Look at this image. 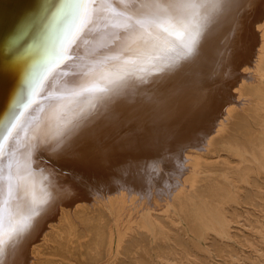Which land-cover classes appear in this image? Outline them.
<instances>
[{"label": "rangeland", "instance_id": "rangeland-1", "mask_svg": "<svg viewBox=\"0 0 264 264\" xmlns=\"http://www.w3.org/2000/svg\"><path fill=\"white\" fill-rule=\"evenodd\" d=\"M8 1L12 3L5 11L12 15L29 11L19 5L20 0ZM215 1L198 0L195 9L175 12L161 11L158 0L79 1V53L70 52L64 58L77 60L80 73L66 94L56 91L49 97L68 101L69 110L63 113L69 114L70 123L77 116L81 139L74 152L83 160L106 164L119 157L145 159L166 152L189 130L200 136L193 133L192 143L205 145L208 124L214 120L211 112L219 108L210 101V86L229 87L227 96L232 99L238 40L247 28L250 61L257 25L264 20V0H235L239 6L228 11L231 22L217 15L220 9L214 7ZM59 13L60 8L45 21H34L33 35H44L49 29L51 33ZM181 25L197 34L198 55L170 67L174 62L168 57L175 53L166 42L176 37L168 32ZM184 42H188L187 34ZM39 43L34 46L37 53ZM73 46L68 43L66 48L71 51ZM59 63V54L54 55L50 68L57 70ZM253 81L247 85L251 91L244 88L247 105L237 108L225 121L226 130L212 139L201 161L199 181L191 191L164 205L165 212L155 211L153 217L129 221L122 228L105 201L73 211L63 208L42 239L34 243L35 259L28 264H264V77ZM85 88L108 91L84 92ZM75 97L80 98L77 111L71 103ZM191 122L196 124L194 129ZM14 140L10 134L0 142L5 172L13 160L10 147ZM40 151L36 149L37 154ZM48 151L49 158L43 161L51 167L60 155L61 163L79 162H73L78 156L69 150L64 154ZM165 161L164 175L174 179L180 167ZM62 172L82 177L67 169ZM3 191L0 187V216L9 219L11 195ZM88 192L94 194L97 188ZM36 194L18 191L14 217L0 226L6 240L0 246L2 264H7L20 240L27 238L30 223L40 216L36 212L44 208ZM47 222L42 217V223ZM26 224L23 232L12 231L8 238L10 229L19 230Z\"/></svg>", "mask_w": 264, "mask_h": 264}, {"label": "bare ground", "instance_id": "bare-ground-1", "mask_svg": "<svg viewBox=\"0 0 264 264\" xmlns=\"http://www.w3.org/2000/svg\"><path fill=\"white\" fill-rule=\"evenodd\" d=\"M20 1L19 5L29 11L16 16L5 11L12 2L0 0V53L3 55L0 59V142L6 135L15 137L14 144L10 147L13 160L8 172L3 171L6 162H2L3 147L0 146V187L4 190L3 193L11 195L12 208L11 218L0 216V226L14 217L18 191L31 194L35 191L38 200L44 202V208L36 212L40 216L30 223L27 238L21 239L15 250H12L7 264H28L32 258L35 259L32 253L34 243L42 239L51 224L59 218L63 208L73 211L81 206H95L105 201L114 210L120 228L129 221L141 222L148 215L153 217L155 211L165 212L167 203L172 204L195 187L202 170L203 155L210 148L212 139L226 130L227 118L237 108L240 110V107L249 102L244 95V90L249 87L247 85L264 77L262 20L257 25L256 48L250 61L247 57L251 37L247 35V28L244 29L246 33L243 32L238 40L239 49L236 53L239 65L236 66L237 82L231 83L232 99L227 96L229 87L217 84L210 86V101L219 108L216 112H211L214 120L208 124L205 145L196 146L192 143L193 133L197 138L200 136H196L197 131L189 130L184 137H177L175 144L166 152L160 151L145 159L119 157L106 164L92 161L88 164L79 156L78 151L74 152L81 139L77 116L74 123H70L69 114L63 113L69 110L68 101L59 102V98L49 97L56 91L66 94L71 90L72 82H77L80 73L77 60L64 58L70 52L75 55L79 53L80 0H72L69 4L61 3L62 0ZM213 4L220 9L217 15L225 17L226 22L232 21L228 11L239 6L235 0H216ZM58 8L61 13L54 20L52 32L46 29L44 35H33V22L39 18L45 21V17L50 12L56 13ZM37 41L42 44L38 53L34 49ZM68 43H74L71 51L66 48ZM58 54L61 63L57 70H52L49 61ZM38 92L41 95L37 101ZM71 103H74V111L79 110V97H75ZM191 123L192 128L196 126L195 122ZM37 148L41 149L39 154L36 153ZM51 149L60 150L63 154L68 150L74 152L73 156L78 157L73 162H79L61 163L60 155V160L51 167L43 161V158H49L48 150ZM164 159L180 167V172H177L174 179L164 175L167 164ZM64 169L82 177H72L71 173L62 172ZM95 187L97 192L90 194L88 191ZM42 217L49 222L42 223ZM32 239L35 240L30 242Z\"/></svg>", "mask_w": 264, "mask_h": 264}, {"label": "snow or ice", "instance_id": "snow-or-ice-1", "mask_svg": "<svg viewBox=\"0 0 264 264\" xmlns=\"http://www.w3.org/2000/svg\"><path fill=\"white\" fill-rule=\"evenodd\" d=\"M158 3L162 5L161 11L170 10V11H177V10H189L195 9L198 6V0H158ZM138 24L142 25L141 21H137ZM164 31L168 32V29L165 28ZM170 36H175L176 40L171 42H166L168 44L170 51L174 52L175 55L168 57L169 59L173 60L174 64L172 66H178L181 62H189L194 60L198 55V49H196L197 45V34L194 32H188L187 28L184 26H179L176 30L168 32ZM188 35V42H184L185 35ZM84 92H107L108 89L106 88H99V89H92V88H85L83 89ZM103 98H101L102 100ZM75 125H73V128ZM71 131V129L69 130ZM28 225H24V227L20 228L19 230L10 229V233L8 238H11V232L16 231L18 234L19 232H23L24 229ZM6 242L5 234L2 230H0V246H2ZM3 248L0 247V254H2ZM2 264V262H0Z\"/></svg>", "mask_w": 264, "mask_h": 264}]
</instances>
